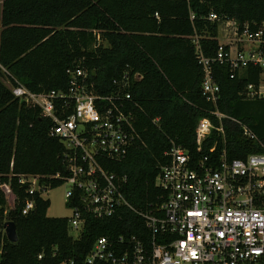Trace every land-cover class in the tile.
I'll return each instance as SVG.
<instances>
[{"label": "trees", "instance_id": "16d2710c", "mask_svg": "<svg viewBox=\"0 0 264 264\" xmlns=\"http://www.w3.org/2000/svg\"><path fill=\"white\" fill-rule=\"evenodd\" d=\"M211 12L234 18L240 29L261 30L264 50V0H0V76L9 85L17 81L42 92L66 89V70L80 66L95 73L98 90L111 91L128 73L129 106L138 135L111 169L126 176L128 201L142 206L157 192L155 177L170 143L193 153L197 120L210 110L217 108L245 123L264 144V97L245 95L249 83L258 86L260 68L249 65L231 77L228 64L214 62L217 104L201 92L203 71L194 38L205 57L216 54L218 22L208 19ZM134 73L141 77L132 80ZM50 125L38 107L14 97L0 78V181L9 173H67L63 145L49 134ZM222 126L229 158L260 151L259 143L245 136L236 122L225 118ZM214 139L215 132L206 145ZM221 146L217 142L215 152ZM12 182L18 201L7 210L0 189V224L13 221L17 241L5 236L2 264H82L94 239L120 226L111 218L89 217L73 238L68 217L46 215L49 200L43 196L29 195L35 208L22 214L27 185L17 186L16 178ZM62 183L52 180L50 189ZM127 215L134 217L132 212Z\"/></svg>", "mask_w": 264, "mask_h": 264}, {"label": "built area", "instance_id": "2783aa9c", "mask_svg": "<svg viewBox=\"0 0 264 264\" xmlns=\"http://www.w3.org/2000/svg\"><path fill=\"white\" fill-rule=\"evenodd\" d=\"M208 19L218 22V35L224 41L217 38L216 54L205 57L194 38L205 99L213 105L219 99V85L212 73L214 62L228 64L231 77L249 65L260 68L258 86L249 83L245 95L264 97L262 31L252 32L248 26L240 29L234 18L213 12ZM66 73V89L34 92L17 81L10 85L14 97L38 107L41 116L50 120L49 134L63 145L67 171L46 177L7 174L0 187L5 185L12 191V206L18 201L12 178L19 187L27 185L22 214L35 208L30 196L44 197L52 180L61 179L68 184L64 193L71 210L68 230L80 235L89 217L119 222L118 228L111 227L94 239L82 264H264V144L245 123L217 108L200 116L194 130L195 151L190 153L171 142L155 177L156 194L142 206H134L124 194L126 176L111 169L138 135L129 106L128 73L111 91L98 90L95 73L84 67L68 68ZM140 77L134 73L132 80ZM225 118L257 141L260 151L229 158L224 148ZM213 132L216 139L207 146ZM219 141L223 146L215 152ZM6 209H11L7 200ZM129 212L134 217L129 218ZM3 223L0 264L6 250Z\"/></svg>", "mask_w": 264, "mask_h": 264}, {"label": "rangeland", "instance_id": "374dc122", "mask_svg": "<svg viewBox=\"0 0 264 264\" xmlns=\"http://www.w3.org/2000/svg\"><path fill=\"white\" fill-rule=\"evenodd\" d=\"M217 38L221 42L224 41L220 34ZM0 78L4 81L7 86H10L8 80L5 78V75L0 76ZM67 188L68 184L62 183L57 187L48 189L47 192L44 194V197L49 200V207L46 211V215L48 217H69L71 215V210L65 203L64 193ZM68 232L73 237H77L79 235V232L75 230L69 229Z\"/></svg>", "mask_w": 264, "mask_h": 264}, {"label": "water", "instance_id": "95a60500", "mask_svg": "<svg viewBox=\"0 0 264 264\" xmlns=\"http://www.w3.org/2000/svg\"><path fill=\"white\" fill-rule=\"evenodd\" d=\"M0 189L3 192L5 199L10 204L11 209H13L14 206H12V205H13V201H14V195L12 194V191L10 189H8L5 185H2L0 187ZM3 227H4V231H5V235H6L7 239L10 242H16L17 241V233H16L14 222L11 220H7L3 223Z\"/></svg>", "mask_w": 264, "mask_h": 264}, {"label": "crops", "instance_id": "0c3cea01", "mask_svg": "<svg viewBox=\"0 0 264 264\" xmlns=\"http://www.w3.org/2000/svg\"><path fill=\"white\" fill-rule=\"evenodd\" d=\"M61 264H66V263H61Z\"/></svg>", "mask_w": 264, "mask_h": 264}]
</instances>
